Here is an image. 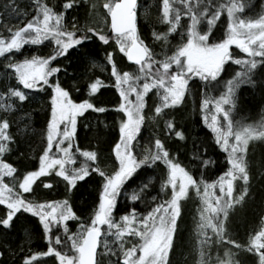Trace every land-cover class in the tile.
I'll return each instance as SVG.
<instances>
[{"label": "snow or ice", "instance_id": "6c2138e0", "mask_svg": "<svg viewBox=\"0 0 264 264\" xmlns=\"http://www.w3.org/2000/svg\"><path fill=\"white\" fill-rule=\"evenodd\" d=\"M75 3L78 0H65L62 10L56 11L43 0H36V15L23 26L15 30L8 29L9 36L0 35V57L20 52L26 44L40 45L44 41L54 43L52 52L47 56L33 54L13 61L9 55V63L6 65L14 70L12 74L18 84L22 85V88L9 87L6 94L9 101L13 97L19 102L25 101L28 98L25 90L48 92L50 100L46 146L39 156L38 170L28 171L22 182H18L23 192L15 190L16 183L9 186L5 182L6 176L16 180L13 176L16 168L3 159L4 154L10 151L9 144L14 141V137L8 131L9 120L6 117L0 118V205H6V215L0 217V225L10 227L13 217L21 211L32 213L39 218L48 240L47 250L25 257L24 264H34L36 257L49 255L54 256L58 264H98L96 254L102 232L105 251L115 254L113 245L117 246L123 255L124 264H170L169 255L174 247V235L181 213L180 201L187 196L190 186L196 189L198 195L203 187L202 209L196 226L199 264H210L208 249L213 243L223 245L225 242L237 251L244 250L257 255L258 264H264V225L249 237L246 245L232 239L227 232L230 209L242 203L248 192L249 144L254 140H264V120L258 125L242 124L234 120L232 114L236 105V89L241 84L254 85L256 81L253 75L259 65H264V10L256 17L242 18L240 13L245 4L240 0H216L215 3L213 0H162L160 19L161 23L167 24V28L164 32L152 33L153 39L161 42V52L157 53L144 43L139 34L137 0H106L103 4L107 10L104 23L109 26L111 34L90 26L77 28L78 22L75 19L69 28L65 23V12ZM225 12L228 18L226 30L220 37H216L214 29ZM184 17L187 21L182 23ZM173 33H179L180 36L179 42L174 45L169 39ZM93 35L104 45L114 40L119 52L137 66L134 72L122 71L115 63L113 52L105 50L106 65L110 66V76L114 78V86L120 97L116 110L122 113L119 140L113 149L118 166L111 173L105 171L99 163L95 166L90 163L98 161L96 151L81 150L77 146L75 152L84 158L79 166H76V154L71 151L78 117L89 109L101 113L107 110L103 106H96L91 100L92 95L102 86V81L99 78L91 81L88 85L89 98L78 103L59 79L62 66L54 64L58 57H66L70 49L91 41ZM233 45L239 49V53L245 55L233 52ZM229 62L240 66L241 70L225 81L226 90L220 96L207 97L202 102V108L209 109L211 105L214 109L210 120L208 115L204 116V122L214 133L215 143L227 153L230 165L218 180L208 182L203 176L199 181L194 179L159 138L154 139V151L146 148L139 157L134 154L133 141L137 139L145 122V97L150 91L154 89L159 99L151 117L155 119L156 116L164 115L165 109L182 103L193 77L204 82L207 96L208 88L220 83L221 73L227 71ZM0 100H3L2 95ZM15 107L11 102L0 103V109L4 111H11ZM125 116L126 119L123 118ZM165 124L176 137L184 139L183 132L175 129L174 121L167 120ZM65 142L66 147L63 146ZM54 145L56 152L62 155L52 154ZM197 158L202 167L211 163L210 160ZM157 162H163L166 167L161 191L171 186L170 198L154 204L144 214L137 215V210L133 208L117 222L113 212L125 182L141 165H155ZM93 171L101 177L102 185L97 206L86 221L77 216L67 199L36 202L24 196V193L32 190L38 177L50 172L63 178L71 190ZM237 180L243 181V186L239 195H234V181ZM217 186L220 195L210 191ZM44 187L51 188L52 183L44 182ZM144 188H147L146 184L140 192L131 194L130 199H141ZM157 199L156 196L152 197L153 201ZM70 219L79 221L76 232H72L66 223ZM101 226L106 227L102 229ZM54 228L62 232L53 233ZM125 233L138 238L139 242L125 248ZM26 236L30 239V234L26 233ZM108 236L114 237V240L110 242ZM235 256L236 252L226 247V258L217 256L216 264H240Z\"/></svg>", "mask_w": 264, "mask_h": 264}, {"label": "trees", "instance_id": "16d2710c", "mask_svg": "<svg viewBox=\"0 0 264 264\" xmlns=\"http://www.w3.org/2000/svg\"><path fill=\"white\" fill-rule=\"evenodd\" d=\"M81 1V0H80ZM92 1V0H90ZM252 2L257 9L256 14H260L264 10V0H240L245 4L240 16H243L248 6L246 2ZM43 2L52 3L53 7H59L65 0H43ZM215 3L216 0H213ZM74 4L69 12L65 15L64 19L69 20L70 15L76 17L81 24L87 21L86 8ZM56 5V6H55ZM32 6V7H30ZM37 10L36 0H0V35L4 37L9 36L8 29L15 30L17 27L23 26L27 20L31 19ZM67 16V17H66ZM162 16V0H139L137 4V28L142 39L149 40L156 45L157 49L161 51V42L153 39V31L164 32L166 31L167 24L161 23ZM227 13H223L219 18L221 30L219 32L214 29L215 36L220 37L225 31L227 25ZM187 18H182V23L186 22ZM78 22V23H79ZM77 23V25H79ZM110 34V33H108ZM179 35V33H174ZM220 35V36H218ZM25 46V45H24ZM111 45H103L96 42L94 39L85 42L82 46L71 49L66 57H62V70L59 73L61 83L64 87H74L75 92H70L71 97L75 98L77 102H82L88 99V90L86 86L89 85L93 75L94 62L105 63V50H111ZM40 47V46H39ZM232 51L239 53V49L235 45L231 46ZM41 55H43L42 47L39 48ZM22 50V49H21ZM24 51V50H22ZM240 55H245L239 53ZM13 61L17 60L16 52L9 54ZM9 55L0 57V95L3 100L0 103L11 102L16 105L11 111H4L0 109V118L6 117L10 122L9 132L14 137V141L9 144L10 151L4 154L3 159L12 164L16 168L17 174L22 177L25 175V170L33 167L36 161L39 162V156L42 154L46 141L43 134L46 133V125L50 113V100L48 92L25 90L28 92V98L19 102L16 98L8 100L7 93L9 87L22 88L19 85L15 76L12 74L13 69L8 68L6 65L9 63ZM232 66V73L229 77H220L221 84H225L226 79H231L241 67L229 62ZM127 66L129 64L126 63ZM263 65H259L253 75V84H241L240 87H245V92L236 100L235 110L236 117L239 120L247 119L248 117L254 118L259 111L264 108V69ZM224 73V72H223ZM222 73V74H223ZM262 74V75H260ZM260 77V78H259ZM189 84L195 85V107L188 109V105L184 104L177 110L170 111L165 116L160 117L158 120V128H152L154 132H160L159 136L165 137L164 145L170 151L175 159H180L186 162L187 165L182 166L188 169V162L191 154L201 153V156L210 157L213 165L208 170V175L215 174L216 180L222 175L220 169L225 164H221L219 159L221 156H226L227 153L220 148L214 140V133L207 127L204 122V116L208 115L209 120L214 112L212 106L209 109L202 108V102L205 98L217 96L215 87H210L205 94L204 82L198 77H193ZM114 86V85H113ZM113 86L105 84L95 97L92 95V103L96 106H103L107 110L105 112H96L93 109L87 110L84 121L86 120L84 129L82 126H77L76 135L74 137V146L71 150L77 156L76 166L84 159L79 153H76V147L81 150L96 151L98 154V161H91L90 163L95 166L102 159L103 162L111 158L110 150L112 143L116 140L119 129V112L112 104L116 99ZM88 89V87H87ZM50 91V89H49ZM238 92V91H237ZM237 97V94L235 98ZM73 98V99H74ZM199 106V111L198 107ZM227 107V106H226ZM264 113V112H263ZM121 114V113H120ZM204 115V116H203ZM222 119V117H221ZM167 120L174 121L175 129L180 130L184 134V139H180L166 128L165 122ZM45 132V133H44ZM157 132V133H158ZM212 134V140L208 138V134ZM158 135V134H157ZM211 137V135H210ZM213 147H208L210 145ZM260 146L253 144L249 146L247 159L249 162V172L252 178V183L258 184L255 186V194L246 196V201L240 208L229 211L227 232L232 239L238 243L246 245L249 237L258 231L261 225H264V155L259 156ZM205 149H207L205 151ZM251 149V150H250ZM163 162H157V165ZM164 165V164H163ZM71 167V165H66ZM191 168V167H190ZM224 168V167H223ZM146 171V170H145ZM144 171V172H145ZM142 172V175L143 173ZM150 171H146V173ZM218 173V174H217ZM140 177V173L136 178ZM62 185H52L51 188L43 189L41 182H36L33 186V195L36 200L42 202L46 201H61L67 199L77 216L82 220H88L97 206L99 192L101 190L102 179L96 172H91L84 180L79 181L77 185L71 190L66 186V182ZM215 180V181H216ZM251 183V184H252ZM61 184V183H60ZM152 191H156L154 189ZM35 192V193H34ZM259 193V194H258ZM217 195H220L219 193ZM190 207L188 212L184 210L183 216L179 222V232L176 236L175 245L173 248L170 264H195L197 261V251L195 249L194 240H190V233L192 230L193 215L191 213L193 206ZM120 209L119 205L117 210ZM187 213H186V212ZM6 215V206L0 205V217ZM72 232H76V225L79 223L77 220H69L66 222ZM61 231L60 229H53V233ZM30 234V239L26 236ZM227 243V242H225ZM231 246V247H230ZM48 247V240L45 238L42 224L37 216L32 213L21 211L13 217L10 227L0 225V264H24V259L27 256L33 255L38 252H45ZM226 247H230L236 252L235 259L240 261V264H258V256L248 253L247 251L239 252L235 250L234 246L227 245L223 248L222 254ZM211 253V251H209ZM71 254V253H70ZM198 259L200 260V258ZM40 256L36 257L39 259ZM37 264V263H36ZM38 264H47L38 262Z\"/></svg>", "mask_w": 264, "mask_h": 264}, {"label": "rangeland", "instance_id": "374dc122", "mask_svg": "<svg viewBox=\"0 0 264 264\" xmlns=\"http://www.w3.org/2000/svg\"><path fill=\"white\" fill-rule=\"evenodd\" d=\"M105 2H106V0H92V1H90V0H81V1L78 0V3L76 5L82 6L83 9L86 8L87 21H86L85 24H81L78 20H75V22H79L78 23L79 25H77V23H76V27L79 28V27H84V26H90V27L98 28L102 32L109 33V26L104 23V14L107 11L106 9L103 8V4ZM46 3L50 7H53L52 3H50V2H46ZM64 3L65 2H63L62 5ZM62 5L59 6V7H55V10L56 11H61L62 10ZM93 5H95V7H93ZM246 5L248 6V8H247V10H245L243 16L246 15V16H250V17H256L257 16V14H256L257 9L254 7L253 3L251 1L250 2L248 1V2H246ZM30 7H32V6H30ZM69 10L70 9H68L65 12V15L69 12ZM34 13H36V11ZM72 16L70 15L69 20H66V18H65V23L68 25L69 28H71L73 26L74 19L76 18L75 16L74 17H72ZM222 25L226 28L225 23H223ZM216 28H218V29H216L217 32H219V30H221L220 29L221 28L220 22H218ZM218 36H220V35H218ZM93 39L96 42H98L99 44H103L101 41H99L97 36L93 35ZM169 39L171 41V44L174 45V44L179 42L180 36L173 33L169 37ZM143 41L150 48H152L155 52H157V53L161 52V51H159L157 49L156 45L152 42L151 39H149L148 41L143 39ZM109 44L111 45L110 46L111 47L110 52H113L114 60H115V63L117 64L118 68L120 70H122V71L134 72L137 67H134V66H131V65H129V66L126 65L124 54L119 52L118 46L115 45L114 40H110ZM39 46L43 48L42 49L43 55H47V54H50L52 52V49L54 47V43H52L50 41H44L40 45L26 44L22 48V50H24V51L21 50L20 52H16V56L18 57L17 60H22L25 57H31V55H33V54L40 55L41 51L39 49L40 48ZM92 67L94 69V71H93L94 77L99 78L101 81L105 80L106 83H108V84H110L112 86L114 85V78H112L110 76V66L106 65V62L105 63H103V62H94ZM232 68L233 67L230 66V64H229L227 66V71H225L224 73L222 72L223 74L221 73V76L229 77L231 75V73H232ZM262 69H264V65L262 66ZM260 75H262V74H260ZM227 80H229V79H226L225 81H227ZM221 81L216 86L217 96H220L226 90V85L223 84V83L221 84ZM194 86H195L194 84L193 85L189 84V91L186 93V96H185V98H184V100L182 101L181 104L176 105L175 107H171V108L165 109L164 110V115L156 116L155 119H152L151 117L154 115V108L159 103V99L156 96L154 89L147 94V96L145 97L146 106H145V109H144V114L146 116V119H145V122L141 126L140 132L137 134V139L135 141H133V144L135 145V147L133 148L134 154H136L139 157L146 148H151L154 151L155 150V147H154V139L155 138L161 139L163 141V143H164L165 137H163L161 135L159 136L160 132H158V131H157L158 133L154 132V131H152V128H154L155 126H156V128H158V121H159L158 119L160 117L165 116L170 111L177 110V109L181 108L184 104L188 105V109L189 108L193 109L195 107V102H193V101H194L195 97H197L195 95V92H194V89H195ZM69 87L71 89L70 88L69 89L67 88V89L70 92L71 91L75 92L74 87H72V86H69ZM113 90H114V94L116 95V99L114 100L112 105L114 107H117V105H118V103L120 101L119 92L115 88V86H113ZM244 92H245V87H239V88L236 89L237 97L235 99L236 100L238 99L237 102H239V98L242 95L241 93H244ZM236 94H235V96H236ZM73 100L77 102V100H75V98ZM197 107H198V111H199V106H197ZM86 112L87 111H85L83 113V115L79 116L78 119H77V125L82 126L84 129H86V127H85L86 120L84 121V118L86 117L85 116ZM263 112H264V108L261 111H259L258 114L254 118L248 117L247 119H244V120H239L236 117V113L237 112L233 111L232 114H233L234 120L240 121L242 124L258 125L261 122V120H264V113ZM121 117H122V114L119 113V121H120ZM123 118L126 119V116L123 117ZM117 133H118V135L116 137V140L111 145V147H112L111 150H110L111 158L108 159V161L106 160L105 162H103L102 159L100 160V163L98 162L99 165L102 168H104L105 171H107L109 173H111L113 171L114 167L118 166V161L115 160V154H114V150H113L114 149V144L119 140V129H118ZM210 135H211V137H210ZM208 138L210 139L209 141H211L213 139L211 133L208 134ZM261 142H264V140H254V141L250 142L249 146H252L253 144L260 145ZM63 146L66 147L67 146V142H65V144ZM208 147H213L214 148L213 144L208 146ZM260 147L261 148L259 150V156L260 155H264V148L262 146H260ZM52 153H53V155H54V153H55V155H62V154L57 153L56 151L52 152ZM247 155H248V152H247ZM197 157H200V158L205 159V160H210L211 163H209L208 165L202 167L200 159H198ZM176 160L181 165L182 164H184V165L186 164L187 165L186 162H183L180 159H176ZM225 160H227V155L226 156H221L220 159H219V162L221 164L222 163L225 164L224 163ZM211 165H213V162H212L210 157L201 156V153H196V154L194 153V154L190 155V159H189V162H188V166H189L188 169L186 167L185 168H186V170H188L193 175L194 179H196L197 181H199L201 179V177L203 176L204 180H206L208 182H212V181L216 180L215 174L211 173L210 176H207L208 173H209L208 170L210 169ZM223 167H222V169H220V172L222 171L221 172L222 175L227 171V169H228V167H230V165L227 162L226 166H223ZM38 168H39V162L36 161V164L33 167H29L27 170H25V172L27 173L28 171L38 170ZM145 170L146 171H150V172L146 173ZM142 172H144L143 175H142ZM138 173H140V177L136 178V175ZM55 175H56L55 172H50L49 174H47L46 176H49L47 182H51L52 185H54V186L62 185V183H64V182L60 178L55 177ZM9 178L10 177L6 176L5 177V182L8 183L9 186H12L13 183L10 181ZM165 178H166V167L162 163L160 165H157V164H155V165H152V164L141 165L136 170V172L133 174V176L131 178H129V180H127L125 182L124 186L122 187L121 193H120V195L117 198V205H116V207L114 209V212H113L115 220L117 222H119L120 221V217L122 215L130 213L133 208H135L137 210V215L144 214V213H147L148 211H150L151 208L154 206V204L160 203L161 201H167L170 198V195H171V186L166 188L163 192L161 191V184H162V182H163V180ZM252 181L253 180H252V178L250 176V181L248 183V192L246 194L247 197L256 193L255 192L256 188H254V187L257 186L258 184L254 185L252 183ZM15 183H16V189L15 190L19 191V192H23L22 189H19L18 182H15ZM145 184L147 185V188L143 189L142 198L138 199L136 201H132L130 199L131 194H133L134 192H140L141 189H142V186L145 185ZM242 186H243V181H240V180L234 181V195H239V192L241 191ZM153 187H154V189H156L155 192L152 191ZM210 191H214L216 193V195L218 193L220 194L218 186H217V188L212 189ZM31 192H33L32 190L30 191V194H33ZM202 194H203V187L202 186H201V190H200V194L199 195L197 194L196 189L190 186L187 196L181 198V201H180L181 213H180V216H179L178 221H177L178 228H177V231H176V236H177V233L179 232L180 218L183 216L184 210H186L188 212V210H189L188 208L190 206L187 205V204H190V205L192 204L191 206H193V209H192L191 213L193 215V220H192L193 223H192V227H191L192 230H191V233H190V240L191 239L194 240V244H195V249L197 251V255H199V239H198L197 233H196V226H197V223H198L199 218H200V211L202 209ZM24 196L29 198L30 200L39 202L38 200H36L34 198L33 195L29 196V195L24 193ZM153 196L158 197V199L156 201H153L152 200ZM45 201L46 200H42V202H45ZM245 201H246V199L242 203L235 205L230 210H235L236 208L237 209L240 208ZM118 205H119L120 209L117 210V206ZM4 206H6V205H4ZM227 223H228V220H227ZM135 226H136L135 222H133V227H135ZM105 227L106 226H104V228ZM76 228H77V225H76ZM107 238H108V240L110 242L114 240V237H112V236H108ZM103 239H104V236H102V238H101L100 250H99V253H98V258H99L98 264H121L120 261L124 260V259H123V255L120 252L119 248L117 246L113 245V247L115 248V254H110V253L106 252L105 249H104V246H103ZM125 240H126L125 248L131 247L133 244H136V243L139 242L138 238H135V237L131 236L128 233H125ZM227 245H228L227 243H225L223 245L213 243L211 245V247L208 249V251H211V253H210V257H211L210 264H216L217 256H219L221 258H226L222 254V250ZM242 251L243 250H239V252H242ZM198 257L199 256H197V261H196L195 264H199ZM38 262L47 263V264H58V260L52 255L40 256L39 259H36L34 261V264H36V263L38 264Z\"/></svg>", "mask_w": 264, "mask_h": 264}, {"label": "bare ground", "instance_id": "6f19581e", "mask_svg": "<svg viewBox=\"0 0 264 264\" xmlns=\"http://www.w3.org/2000/svg\"><path fill=\"white\" fill-rule=\"evenodd\" d=\"M44 3H46V2H44ZM54 9H55V7H54ZM53 50V49H52ZM56 62H58V63H61L62 62V57H58L57 58V60H56ZM59 75V74H58ZM59 79H61V77H60V75H59ZM96 79V77L94 78V79H92L91 81H94ZM90 83V82H89ZM105 82L104 81H102V86L99 88V90L96 92V93H94V97H95V95L101 90V89H103L104 88V86H105ZM87 87L88 86H86L85 88H86V90H88L87 89ZM66 88V87H65ZM67 89V88H66ZM71 89V88H70ZM70 92V91H69ZM87 113V112H86ZM50 114V113H49ZM122 114V113H121ZM119 123H120V121H119ZM78 126V125H77ZM119 127V126H118ZM45 133V132H44ZM43 138H44V140L46 141V133L45 134H43ZM259 146H262L263 148H264V142H261L260 143V145ZM251 150V149H250ZM56 151V149H55V145H54V148H53V152H55ZM249 152V151H248ZM53 154V153H52ZM54 155H55V153H54ZM248 160V159H247Z\"/></svg>", "mask_w": 264, "mask_h": 264}, {"label": "water", "instance_id": "95a60500", "mask_svg": "<svg viewBox=\"0 0 264 264\" xmlns=\"http://www.w3.org/2000/svg\"><path fill=\"white\" fill-rule=\"evenodd\" d=\"M137 1H138V0H137ZM109 20H110V17H109ZM125 58H126V60H127L126 55H125ZM127 62L130 63V64H133V65H136L135 62L128 61V60H127ZM98 246H99V244H98ZM98 246H97V252H98ZM96 257H97V254H96Z\"/></svg>", "mask_w": 264, "mask_h": 264}, {"label": "flooded vegetation", "instance_id": "af4514ba", "mask_svg": "<svg viewBox=\"0 0 264 264\" xmlns=\"http://www.w3.org/2000/svg\"><path fill=\"white\" fill-rule=\"evenodd\" d=\"M54 64H56V61L54 62ZM101 227H102V229L104 228V226H101ZM102 236H103V232H102L101 238H102ZM138 254H139V253H137V255H138ZM120 263H121V264H124V260H121Z\"/></svg>", "mask_w": 264, "mask_h": 264}]
</instances>
